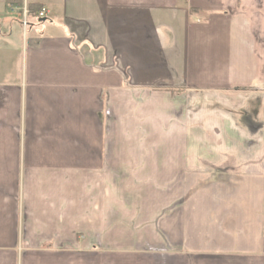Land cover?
Masks as SVG:
<instances>
[{
  "label": "crops",
  "instance_id": "1",
  "mask_svg": "<svg viewBox=\"0 0 264 264\" xmlns=\"http://www.w3.org/2000/svg\"><path fill=\"white\" fill-rule=\"evenodd\" d=\"M0 25V264H264V0Z\"/></svg>",
  "mask_w": 264,
  "mask_h": 264
},
{
  "label": "rangeland",
  "instance_id": "2",
  "mask_svg": "<svg viewBox=\"0 0 264 264\" xmlns=\"http://www.w3.org/2000/svg\"><path fill=\"white\" fill-rule=\"evenodd\" d=\"M203 16H205L204 14H203ZM35 20V19H34ZM15 27H17L15 24H12V26H11V24L10 25H8L7 26V32H10V28H12L14 31V35H16L15 33V31H16V28ZM3 28V26L2 25H0V29H2ZM6 29V27H4V29L3 30H5ZM12 46H14V44H17V41L16 40H14V36L12 37ZM239 98L238 97H236V100H238ZM239 101H242V98L241 99H239Z\"/></svg>",
  "mask_w": 264,
  "mask_h": 264
},
{
  "label": "built area",
  "instance_id": "3",
  "mask_svg": "<svg viewBox=\"0 0 264 264\" xmlns=\"http://www.w3.org/2000/svg\"><path fill=\"white\" fill-rule=\"evenodd\" d=\"M23 12H24V15L26 14V8L24 7V9H23ZM46 15H47V9L46 8H41L38 12H37V16L39 17V18H44V17H46ZM19 251H20V247H19Z\"/></svg>",
  "mask_w": 264,
  "mask_h": 264
},
{
  "label": "trees",
  "instance_id": "4",
  "mask_svg": "<svg viewBox=\"0 0 264 264\" xmlns=\"http://www.w3.org/2000/svg\"><path fill=\"white\" fill-rule=\"evenodd\" d=\"M195 10L194 9H191V12H194Z\"/></svg>",
  "mask_w": 264,
  "mask_h": 264
}]
</instances>
